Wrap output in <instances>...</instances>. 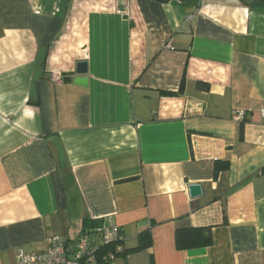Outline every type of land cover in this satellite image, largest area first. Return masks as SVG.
Here are the masks:
<instances>
[{"label":"crops","instance_id":"obj_1","mask_svg":"<svg viewBox=\"0 0 264 264\" xmlns=\"http://www.w3.org/2000/svg\"><path fill=\"white\" fill-rule=\"evenodd\" d=\"M262 110L264 0H0V264L95 220L115 264H264Z\"/></svg>","mask_w":264,"mask_h":264},{"label":"built area","instance_id":"obj_2","mask_svg":"<svg viewBox=\"0 0 264 264\" xmlns=\"http://www.w3.org/2000/svg\"><path fill=\"white\" fill-rule=\"evenodd\" d=\"M50 80L55 85L64 82L60 73L52 74ZM261 115L264 118V110L261 111ZM234 119L239 122L244 121V112H235ZM121 242L120 230L101 225L95 230L84 231L72 249H69L61 238L55 237L50 240L49 250L43 254L20 251L18 264H115L117 258L124 254ZM110 244L116 247L115 251L100 256L101 247Z\"/></svg>","mask_w":264,"mask_h":264},{"label":"trees","instance_id":"obj_3","mask_svg":"<svg viewBox=\"0 0 264 264\" xmlns=\"http://www.w3.org/2000/svg\"><path fill=\"white\" fill-rule=\"evenodd\" d=\"M166 97H176L175 93H162ZM229 168V163H218L216 165V175L222 171H226ZM102 222L88 221L85 222L86 230H95L97 227L101 226ZM83 231V232H84ZM75 244V243H74ZM152 245V238L149 232L140 236V246L135 249L136 251L149 248ZM175 245L178 251H190L203 248H209L214 245L213 234L210 228H179L175 234ZM68 246V245H67ZM74 248V245L73 247ZM116 249L113 245H105L100 249V256L107 255L110 252H114ZM127 253H125L126 255ZM123 255V256H125Z\"/></svg>","mask_w":264,"mask_h":264},{"label":"water","instance_id":"obj_4","mask_svg":"<svg viewBox=\"0 0 264 264\" xmlns=\"http://www.w3.org/2000/svg\"><path fill=\"white\" fill-rule=\"evenodd\" d=\"M76 72L79 78L75 80V84L82 86V87H87L89 80L85 76L88 74V64L85 62L79 63L77 65ZM190 192H191L192 197H197L201 195L202 188L200 185H193L190 187Z\"/></svg>","mask_w":264,"mask_h":264}]
</instances>
